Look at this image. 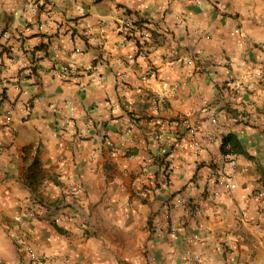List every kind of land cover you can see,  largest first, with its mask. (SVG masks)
Returning <instances> with one entry per match:
<instances>
[{"label": "crops", "instance_id": "1", "mask_svg": "<svg viewBox=\"0 0 264 264\" xmlns=\"http://www.w3.org/2000/svg\"><path fill=\"white\" fill-rule=\"evenodd\" d=\"M0 264H264V0H0Z\"/></svg>", "mask_w": 264, "mask_h": 264}, {"label": "built area", "instance_id": "2", "mask_svg": "<svg viewBox=\"0 0 264 264\" xmlns=\"http://www.w3.org/2000/svg\"><path fill=\"white\" fill-rule=\"evenodd\" d=\"M200 1V0H198ZM119 22L122 25V29L126 31V37L128 39H132L134 43L136 44L137 48V56H142L146 57L149 54V48H148V41L151 38V33L149 29L145 28L143 25L139 23V21L135 18L134 15L131 13H128L127 11H124L121 15H119ZM31 24H26V29H31ZM7 32H3V36L6 37ZM78 51V50H76ZM95 66H90L88 69H81L75 65L71 64H64L61 66L59 69V73L65 77H74L78 78L79 74L81 71L85 72L88 70H91ZM143 78H147L146 76H143ZM5 83V82H4ZM113 106V105H112ZM118 106V105H115ZM166 122L169 125L175 126L176 128H181L189 131L190 133H195L196 131V125L193 124L188 117L184 115H180L178 117H175L173 119H168ZM74 134L77 137H82L87 131L88 128L86 127H80V128H75L74 129ZM153 136L156 139H161L165 135L162 131H155L153 133ZM225 136H217L214 134L209 135V138L211 141H221V144L224 140ZM176 143V140L173 138H167L165 144L168 147L174 146ZM109 145L111 148H114L115 145L113 142H109ZM229 147V146H228ZM223 153V160L222 163L219 167H217L213 173L214 179L217 183H219L224 189L228 191V194L232 193L238 186L239 179L236 173V167H237V160L234 153L228 152V153ZM166 168L164 167V170ZM143 171L146 170V167L142 168ZM135 196L140 195V191L137 190L135 193ZM215 195L220 194V190L217 189L214 191ZM188 213L194 214L198 213V209L194 206H188L187 209ZM167 217H169V214H166ZM169 226L171 227V222H168ZM173 230H175V227H171ZM28 251L30 253L31 259L41 263V261L45 258L43 254L37 253L32 247H28Z\"/></svg>", "mask_w": 264, "mask_h": 264}, {"label": "trees", "instance_id": "3", "mask_svg": "<svg viewBox=\"0 0 264 264\" xmlns=\"http://www.w3.org/2000/svg\"><path fill=\"white\" fill-rule=\"evenodd\" d=\"M221 147H222V152L224 153L232 152L234 154H237L240 152V148L238 146L237 141L231 135H227L224 137Z\"/></svg>", "mask_w": 264, "mask_h": 264}]
</instances>
